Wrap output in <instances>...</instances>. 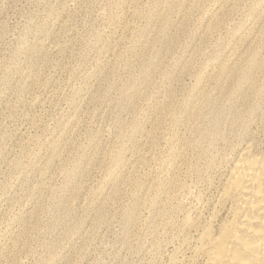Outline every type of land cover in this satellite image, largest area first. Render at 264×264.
I'll return each instance as SVG.
<instances>
[{"label": "rangeland", "instance_id": "obj_1", "mask_svg": "<svg viewBox=\"0 0 264 264\" xmlns=\"http://www.w3.org/2000/svg\"><path fill=\"white\" fill-rule=\"evenodd\" d=\"M262 120L264 0H0V264H181Z\"/></svg>", "mask_w": 264, "mask_h": 264}, {"label": "bare ground", "instance_id": "obj_2", "mask_svg": "<svg viewBox=\"0 0 264 264\" xmlns=\"http://www.w3.org/2000/svg\"><path fill=\"white\" fill-rule=\"evenodd\" d=\"M240 81L253 85L245 75ZM241 148L216 204L199 226L191 257L181 264H264V151L250 136ZM196 219L190 220L192 227L198 226Z\"/></svg>", "mask_w": 264, "mask_h": 264}]
</instances>
